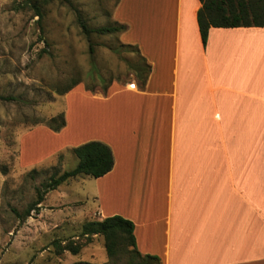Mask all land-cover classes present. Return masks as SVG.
Wrapping results in <instances>:
<instances>
[{
	"label": "crops",
	"instance_id": "0c3cea01",
	"mask_svg": "<svg viewBox=\"0 0 264 264\" xmlns=\"http://www.w3.org/2000/svg\"><path fill=\"white\" fill-rule=\"evenodd\" d=\"M200 8L199 0H120L121 41L152 66L145 87L96 95L78 85L65 99L81 94L103 115L80 141L33 163L103 142L113 170L78 179L99 221L133 222L140 254L162 264H264V27L212 28L204 46ZM65 120L58 133L39 129L61 138L69 110Z\"/></svg>",
	"mask_w": 264,
	"mask_h": 264
},
{
	"label": "rangeland",
	"instance_id": "374dc122",
	"mask_svg": "<svg viewBox=\"0 0 264 264\" xmlns=\"http://www.w3.org/2000/svg\"><path fill=\"white\" fill-rule=\"evenodd\" d=\"M120 0H0V264H134L132 247H120L110 258L102 236H82L83 227L99 221L93 199L81 180L72 179L49 192L38 212L24 215L37 190L53 177L76 168L70 151L34 166L60 144L87 136L100 109L65 92L75 84L96 95L114 86L138 84L134 67L142 64L136 48L121 41L122 33L85 34L113 27ZM38 11L41 17L38 16ZM264 21V16L260 17ZM70 114V128L61 138L39 129L53 118ZM25 157L20 156V140ZM82 132V134H80ZM83 139V138H82ZM79 248L78 253L65 250Z\"/></svg>",
	"mask_w": 264,
	"mask_h": 264
},
{
	"label": "trees",
	"instance_id": "16d2710c",
	"mask_svg": "<svg viewBox=\"0 0 264 264\" xmlns=\"http://www.w3.org/2000/svg\"><path fill=\"white\" fill-rule=\"evenodd\" d=\"M201 8L197 13V22L199 23V31L201 40L206 46L209 33L212 28H240V27H264V21L260 20L264 16V0H199ZM38 16L41 17L38 11ZM79 25L84 33H96L99 35H108L114 33H123L126 30L124 25L115 23L113 27H102L90 29L86 23L79 18ZM129 48L137 46L127 45ZM141 55V53H140ZM142 64L134 67L136 79L140 88H144L147 80L152 72V66L141 55ZM79 84H75L69 88L65 94L72 91ZM3 101H15L13 97L0 96ZM65 117L53 118L47 124V128L58 133L66 126ZM72 153L78 159L75 169L65 171L60 176L53 177L43 185L42 189L37 190V199L31 203L24 215L18 212V217L28 218L33 212L40 210V205L45 201L46 195L57 190L64 183L79 177H91L99 179L109 174L115 165L112 149L105 143L100 141H91L73 148ZM135 226L132 221L121 216L107 217L102 221H93L87 223L83 227L82 236L90 239L93 236H102L106 241V250L110 258L115 257L120 251V247H132L131 253L134 257L141 258V262L137 264H162L160 257L140 254L136 247V239L134 236ZM72 253H78L79 248L66 246L63 248ZM131 264H134L132 261Z\"/></svg>",
	"mask_w": 264,
	"mask_h": 264
}]
</instances>
